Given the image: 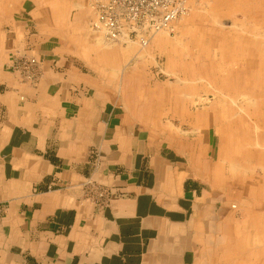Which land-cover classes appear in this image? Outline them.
Here are the masks:
<instances>
[{"label": "crops", "instance_id": "crops-1", "mask_svg": "<svg viewBox=\"0 0 264 264\" xmlns=\"http://www.w3.org/2000/svg\"><path fill=\"white\" fill-rule=\"evenodd\" d=\"M28 1L0 30V264H230L210 126L182 100L161 111L125 72L133 45L46 40Z\"/></svg>", "mask_w": 264, "mask_h": 264}, {"label": "rangeland", "instance_id": "rangeland-1", "mask_svg": "<svg viewBox=\"0 0 264 264\" xmlns=\"http://www.w3.org/2000/svg\"><path fill=\"white\" fill-rule=\"evenodd\" d=\"M25 1L31 3L0 0V30L12 25L14 13ZM97 1L37 0L39 8L33 16L41 24L37 30L46 40L56 36L69 43L108 45L111 42L103 31L94 26ZM187 5L189 11L167 29L146 33V46L140 44L132 25L126 37L112 45L135 47L125 72L146 73L137 83L149 92L158 91L163 113L167 104L182 100L184 107L194 111L195 125L210 126L215 167L211 192L215 213L209 218L210 227L215 229L217 243L230 249V264H262L264 208L257 206L264 203V189H260L264 186V126L257 116L264 115V83L258 77L264 67V0H188ZM247 58L253 60L251 65ZM239 60H245L257 76L249 73L246 78ZM234 61L238 76L228 75ZM172 91L181 94L171 98ZM196 150L201 154L199 144L193 147ZM228 157L240 167L239 173L228 170Z\"/></svg>", "mask_w": 264, "mask_h": 264}, {"label": "built area", "instance_id": "built-area-1", "mask_svg": "<svg viewBox=\"0 0 264 264\" xmlns=\"http://www.w3.org/2000/svg\"><path fill=\"white\" fill-rule=\"evenodd\" d=\"M97 2L98 20L106 28L108 38L114 41H118L119 36L123 32H128L132 25L140 41L147 44L146 33L152 34L167 29L172 20L188 12V0H98ZM170 12H172L171 18L164 19ZM94 26L97 29L101 28L98 24ZM36 63L35 59H22L20 66L26 76H30Z\"/></svg>", "mask_w": 264, "mask_h": 264}, {"label": "bare ground", "instance_id": "bare-ground-1", "mask_svg": "<svg viewBox=\"0 0 264 264\" xmlns=\"http://www.w3.org/2000/svg\"><path fill=\"white\" fill-rule=\"evenodd\" d=\"M188 6V5H187ZM162 10H165V9H162ZM189 11V10H188ZM170 14H172V12H170L168 15H165V17H164V19L165 18H171V15ZM173 17V16H172ZM177 20V19H176ZM173 21H175V20H172L169 24L171 25V23L173 22ZM95 24H98L101 28H100V30L101 31H103V33H104V35H105V37L107 38V40H109L111 43H113V42H116V41H114V40H112V39H109L108 38V34H107V30H106V28L100 23V21L98 20V15H97V20L95 21ZM161 31V30H160ZM159 32V31H158ZM126 37V34L123 32L120 36H119V39H124ZM231 37H234V34L232 33V35H231ZM145 38V37H144ZM261 41H263V40H261ZM120 42V41H119ZM144 42V41H143ZM142 41H141V45L142 46H146L147 44H145V43H143ZM199 59V58H198ZM206 59H208V61H211L212 60V58L211 57H206ZM232 60V59H231ZM261 60H262V63H261V65H263L264 66V57L261 55ZM240 62L239 63H242L243 65L241 66L242 67V69H243V72H245V75H246V78H249V76H250V74L249 73H251L252 74V76H257L256 74H253L252 73V71H249V67H248V64H247V62L246 61H248V62H250V65H251V61H253V60H250V58H247V60L245 61V60H239ZM222 62H224L223 60H222ZM235 63V61L234 62H232V63H230L231 65H230V71H229V73H228V75H231V76H238V74H239V72H237L238 71V69H236V64H234ZM244 65H246V66H244ZM238 66H240V64H238ZM251 68H252V66H251ZM260 70H261V68H260ZM259 70V71H260ZM257 74H258V72H257ZM258 77L263 81L262 83H264V67L262 68V70H261V72H259V74H258ZM262 104V106H264V104L263 103H261ZM262 264H264V262L262 263Z\"/></svg>", "mask_w": 264, "mask_h": 264}]
</instances>
